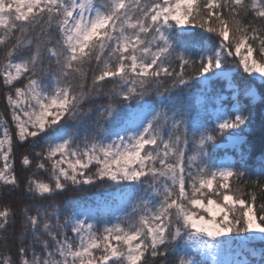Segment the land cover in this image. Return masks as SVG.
Returning a JSON list of instances; mask_svg holds the SVG:
<instances>
[{
    "label": "snow or ice",
    "instance_id": "obj_1",
    "mask_svg": "<svg viewBox=\"0 0 264 264\" xmlns=\"http://www.w3.org/2000/svg\"><path fill=\"white\" fill-rule=\"evenodd\" d=\"M0 89V189L41 201L19 207L17 234L0 191L16 249L0 264H264V160L240 186L264 109V0H0ZM172 92L186 103L150 99ZM17 148L35 163L23 182ZM108 182L126 207L102 228L51 203Z\"/></svg>",
    "mask_w": 264,
    "mask_h": 264
},
{
    "label": "trees",
    "instance_id": "obj_2",
    "mask_svg": "<svg viewBox=\"0 0 264 264\" xmlns=\"http://www.w3.org/2000/svg\"><path fill=\"white\" fill-rule=\"evenodd\" d=\"M228 67H234L233 64H228ZM110 87V85L105 84V88ZM199 87V86H197ZM195 92L196 89H193ZM3 89H0V110L2 113H4V119H9L10 117L7 114L6 109V101L3 99ZM106 97H101L96 100V105L106 103ZM151 100L158 101V103L155 105L156 107H160L161 104L171 106L172 103H176L177 105L181 103H186V101L183 99V97L177 93H164L163 97H156L152 96L150 98ZM87 106V105H86ZM253 121L250 126V129L246 131V138L249 139L250 143L254 145V152L251 156H245V159L248 162V171L249 175L247 177L242 178V181L240 183L241 187H244L245 191H247L248 187L251 186V182L254 180H257L259 178L260 173V164L261 161L264 160V156L260 154V148L262 144V139H264V128H262V121H264V109H261L259 106L253 108ZM92 119H95V116L93 115ZM39 147H37L36 151H39ZM23 154H30L25 153V150L23 148H17L16 149V171L19 179L23 182L26 181L27 177L30 176L33 172H36L35 169V163L33 164L32 168L29 169H22V165L20 164L21 155ZM31 155V154H30ZM236 160L239 161L240 157L239 155H236ZM36 179H47V173H45L43 170H40L37 175L35 176ZM247 182L245 184L244 182ZM233 186L235 187L237 182L235 179L231 181ZM117 188L116 184L113 182H108L104 184H97L95 186H84L82 189L73 190V188L69 187L67 191H65L63 194L56 195L52 198L51 203L54 207H57L60 209V211H65V207L69 200L76 199L79 201L88 200L90 199L95 193H104L108 190H112ZM0 191L5 192V199L3 202H8L10 199L13 203V206L17 208V224L15 225L16 232L18 234L20 229L19 224V207H21L24 204H35L39 205L41 201H32L29 197L24 195L23 187L18 190L16 193H14L10 198L6 195V190L0 189ZM257 195L259 196L260 193L258 192ZM247 198V196H245ZM261 201L257 200V206L259 205ZM45 206H48V201L43 202ZM13 233V229L9 228L8 235L11 236ZM257 244L264 243L257 242ZM10 250L11 253L15 254V241L12 239H9L7 242V245L5 246L2 242H0V251H8ZM171 259V257H169Z\"/></svg>",
    "mask_w": 264,
    "mask_h": 264
},
{
    "label": "rangeland",
    "instance_id": "obj_3",
    "mask_svg": "<svg viewBox=\"0 0 264 264\" xmlns=\"http://www.w3.org/2000/svg\"><path fill=\"white\" fill-rule=\"evenodd\" d=\"M207 110L209 113L213 111L211 103H208ZM0 117L4 118V113L0 110ZM246 137V134H245ZM225 147L229 148L228 156L232 158L231 148L228 145ZM236 160V157L234 158ZM115 183V182H113ZM127 193L122 191L120 187H117L112 190H108L104 193H95L90 199L83 200L82 202L76 199L69 200L65 211L61 212H87L89 215L95 216L98 218L97 226L102 228L104 222L112 218L115 215H120V209L126 207ZM83 218V217H82ZM64 217H61L63 221ZM259 242V241H257ZM254 242L251 247H254L257 251V254L261 249H264V245L257 244ZM259 255H257V259Z\"/></svg>",
    "mask_w": 264,
    "mask_h": 264
}]
</instances>
